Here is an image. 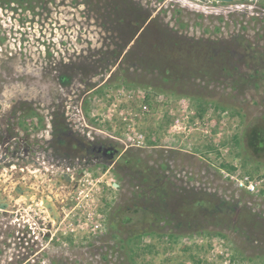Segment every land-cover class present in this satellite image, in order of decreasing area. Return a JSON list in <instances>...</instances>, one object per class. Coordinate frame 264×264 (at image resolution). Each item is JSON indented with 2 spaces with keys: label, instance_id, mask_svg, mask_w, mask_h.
<instances>
[{
  "label": "rangeland",
  "instance_id": "374dc122",
  "mask_svg": "<svg viewBox=\"0 0 264 264\" xmlns=\"http://www.w3.org/2000/svg\"><path fill=\"white\" fill-rule=\"evenodd\" d=\"M17 2L0 0V152L25 158L0 172L20 216L0 208V264H264V156L241 148L264 116V0ZM151 20L204 73L146 68Z\"/></svg>",
  "mask_w": 264,
  "mask_h": 264
},
{
  "label": "trees",
  "instance_id": "16d2710c",
  "mask_svg": "<svg viewBox=\"0 0 264 264\" xmlns=\"http://www.w3.org/2000/svg\"><path fill=\"white\" fill-rule=\"evenodd\" d=\"M22 1L23 0H20V2L17 3L21 6L23 3ZM24 3L27 4L26 1H24ZM158 28L159 27L156 26V20H151V23H149V25L144 27L141 31L140 37L134 45V47H137L143 41V43L146 44V50L139 58L141 59L144 56L142 63L146 66V68H148L151 72L158 71L159 69L163 70L166 72V75L169 74V77H177V74H179L182 78H188L194 76L195 73H204V70L202 69L203 66L199 63L200 58L192 57L193 55L186 53L187 50L182 46V43L174 42V39L168 35H164L158 30ZM135 30L136 29H132V33L135 32ZM180 51H183L185 54L183 53V55H179ZM161 58L164 60V65L160 63L163 66L159 64ZM191 59L194 61L195 65V67L192 66V68L189 66V60ZM208 59L212 62L215 60L211 55ZM221 68L223 67L221 66ZM201 113H203L202 108L200 110V114ZM261 122L262 124L260 123L258 126H252V128L245 133L246 148H243V146H241V148L243 151L246 149L248 155H251V152H255L264 156V116L261 118ZM144 173L146 174V172ZM143 181H145L148 185L151 183L160 188V184H158L156 180H150L148 174L145 175ZM202 204L204 205V203ZM202 204L200 202H196L192 206L191 213H193L194 216L197 214L206 215L200 208V205L201 207L203 206ZM214 210H216L215 206ZM180 211H182L183 215H187L184 208H180ZM214 215H216L214 216L216 217L215 219L220 217L216 211ZM249 221H251L250 223L252 224L257 222L254 221L253 218H250Z\"/></svg>",
  "mask_w": 264,
  "mask_h": 264
},
{
  "label": "flooded vegetation",
  "instance_id": "af4514ba",
  "mask_svg": "<svg viewBox=\"0 0 264 264\" xmlns=\"http://www.w3.org/2000/svg\"><path fill=\"white\" fill-rule=\"evenodd\" d=\"M31 148H32L31 151H33L35 153V157H36V159L31 158V160L33 159V162H34V160H36V161L38 160L37 156L38 157L41 156L42 153L41 152H37L38 147L36 149H33V147H31ZM20 157H22V156L19 154V152L17 153V151H14V150L11 151V153L8 150L4 151V152H0V172H1V170H3L5 165H7V167L14 166V169L17 168V166H19V163L22 161V159L24 160V158H25V157L24 158H20ZM49 159L51 160L50 157H49ZM41 164H43V163L41 162ZM17 191H18V188L16 189V192ZM13 200L15 201V199H13ZM16 205H17L16 211H15V208H16L15 205H13V210L12 211L11 210H7V209H2L1 210L2 213H3L2 217L5 218L7 216L9 218H12V217L15 218V216H16V219L17 218L20 219V216L17 215V212L19 211V209H18L19 208V204L17 203ZM3 207L5 208L6 206H3ZM7 213L9 215H7ZM17 221H18V219L16 221L14 220V222H17ZM33 225H36V226H39V227H44V223H42L41 221L40 222H35V223H33Z\"/></svg>",
  "mask_w": 264,
  "mask_h": 264
},
{
  "label": "built area",
  "instance_id": "2783aa9c",
  "mask_svg": "<svg viewBox=\"0 0 264 264\" xmlns=\"http://www.w3.org/2000/svg\"><path fill=\"white\" fill-rule=\"evenodd\" d=\"M236 181V187L246 190L249 193H253L255 191V185L251 182L250 178L248 176L243 177L241 179L235 180Z\"/></svg>",
  "mask_w": 264,
  "mask_h": 264
},
{
  "label": "water",
  "instance_id": "95a60500",
  "mask_svg": "<svg viewBox=\"0 0 264 264\" xmlns=\"http://www.w3.org/2000/svg\"><path fill=\"white\" fill-rule=\"evenodd\" d=\"M215 1H220V2H231L233 0H215ZM253 1V0H252ZM28 190V189H27ZM3 206H6L5 204H1L0 203V208L3 209L4 207Z\"/></svg>",
  "mask_w": 264,
  "mask_h": 264
}]
</instances>
